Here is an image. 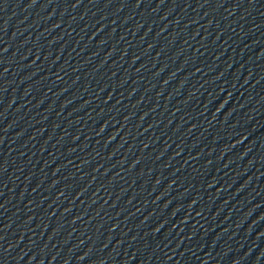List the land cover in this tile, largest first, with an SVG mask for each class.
Masks as SVG:
<instances>
[{"label": "water", "instance_id": "95a60500", "mask_svg": "<svg viewBox=\"0 0 264 264\" xmlns=\"http://www.w3.org/2000/svg\"><path fill=\"white\" fill-rule=\"evenodd\" d=\"M0 264H264V0H0Z\"/></svg>", "mask_w": 264, "mask_h": 264}]
</instances>
